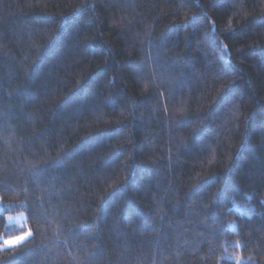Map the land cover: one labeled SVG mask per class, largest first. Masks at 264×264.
<instances>
[{
	"label": "trees",
	"instance_id": "trees-1",
	"mask_svg": "<svg viewBox=\"0 0 264 264\" xmlns=\"http://www.w3.org/2000/svg\"><path fill=\"white\" fill-rule=\"evenodd\" d=\"M3 236L0 264H264V0H0Z\"/></svg>",
	"mask_w": 264,
	"mask_h": 264
},
{
	"label": "rangeland",
	"instance_id": "rangeland-1",
	"mask_svg": "<svg viewBox=\"0 0 264 264\" xmlns=\"http://www.w3.org/2000/svg\"><path fill=\"white\" fill-rule=\"evenodd\" d=\"M21 217H25L23 211L12 212V213L7 214V220L9 222H16V221L20 220ZM2 238L4 239V243L3 244H0V246H6V245H11V244L15 243V242L9 241V239L6 238V237H4V236Z\"/></svg>",
	"mask_w": 264,
	"mask_h": 264
},
{
	"label": "snow or ice",
	"instance_id": "snow-or-ice-1",
	"mask_svg": "<svg viewBox=\"0 0 264 264\" xmlns=\"http://www.w3.org/2000/svg\"><path fill=\"white\" fill-rule=\"evenodd\" d=\"M7 243V242H6Z\"/></svg>",
	"mask_w": 264,
	"mask_h": 264
}]
</instances>
